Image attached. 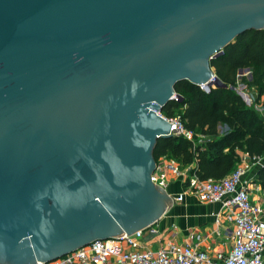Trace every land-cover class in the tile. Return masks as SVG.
<instances>
[{"label": "water", "instance_id": "water-1", "mask_svg": "<svg viewBox=\"0 0 264 264\" xmlns=\"http://www.w3.org/2000/svg\"><path fill=\"white\" fill-rule=\"evenodd\" d=\"M251 28L264 0H0V264L152 225L161 108Z\"/></svg>", "mask_w": 264, "mask_h": 264}, {"label": "trees", "instance_id": "trees-1", "mask_svg": "<svg viewBox=\"0 0 264 264\" xmlns=\"http://www.w3.org/2000/svg\"><path fill=\"white\" fill-rule=\"evenodd\" d=\"M215 75L226 85L217 84L209 91L188 79L174 85L178 99L169 100L162 108L164 116L180 115L184 125L208 138L194 143L180 135L157 138L153 155L155 160L166 155L182 165L194 162L189 172L200 179L221 178L233 170L239 152L264 154V116L246 105L237 91L239 68L248 67L251 78L242 79L264 92V28L248 29L238 34L223 51L210 59ZM227 124L229 129L219 134L218 125ZM257 181L264 191V164L256 171Z\"/></svg>", "mask_w": 264, "mask_h": 264}, {"label": "built area", "instance_id": "built-area-1", "mask_svg": "<svg viewBox=\"0 0 264 264\" xmlns=\"http://www.w3.org/2000/svg\"><path fill=\"white\" fill-rule=\"evenodd\" d=\"M215 78L214 75L211 80ZM201 87L205 91L211 88L205 85ZM237 90L248 103L252 102V96L244 93L239 85ZM172 99H178L176 93ZM164 117L171 124V134L195 141V132L184 125L180 115ZM263 162L264 154H250L245 151L227 175L218 179H200L183 170L175 158L162 155L156 159L150 174L151 181L156 185L168 192L169 175L184 177L187 174L184 177L187 182L184 192H190L205 202H222L227 209L224 213L225 219L232 225L229 229L231 247L225 253L219 252L210 256L205 250L199 249L197 243L190 242H169L154 250L140 249L139 239L143 237L144 232L157 231L152 225H148L132 233L123 232L107 238L94 239L55 260L37 264H264V201L251 194L244 179L250 170ZM168 194L173 200L183 198V192L174 196L169 192Z\"/></svg>", "mask_w": 264, "mask_h": 264}, {"label": "crops", "instance_id": "crops-1", "mask_svg": "<svg viewBox=\"0 0 264 264\" xmlns=\"http://www.w3.org/2000/svg\"><path fill=\"white\" fill-rule=\"evenodd\" d=\"M242 76L250 80L251 71L248 67L247 70L241 72L239 69L237 70L236 83L231 87L241 95L247 106L253 108L263 117L264 92L259 93L256 87L245 82ZM237 85L242 88L244 93L252 96L253 100L251 103H248L244 99L243 94L237 90ZM254 105L258 106V108ZM228 129L229 127L227 124L218 125L219 134L226 132ZM207 138V136L195 132V141L193 142H200ZM243 152L245 151L241 150L239 156L242 155ZM176 161L183 170H186V172L188 171V174L192 175L189 170L195 165L194 162L182 165L178 160ZM263 164L250 170L249 173L245 175L244 179L248 184V189L251 191V194L256 199L259 198L264 201V191L261 185L255 181L256 171ZM184 177L172 174L169 175L168 192L172 196L183 192V198L182 200L172 199L171 204L165 209L164 213L152 224V227L157 229L155 233L149 231L144 232L143 237L139 239L141 244L140 249L147 248L154 250L160 245H166L169 242L179 244L190 242L197 243V247L208 252L210 256H215V254L219 252H227L231 247L229 229H231L232 226L224 216L227 209L220 200L205 202L190 192H184L187 183ZM196 236L198 237L196 238ZM123 246L125 249L128 248L125 244Z\"/></svg>", "mask_w": 264, "mask_h": 264}]
</instances>
